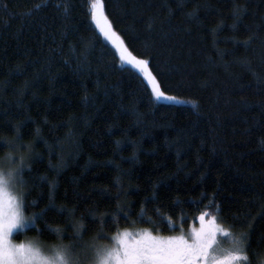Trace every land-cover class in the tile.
Masks as SVG:
<instances>
[{
	"label": "trees",
	"instance_id": "obj_1",
	"mask_svg": "<svg viewBox=\"0 0 264 264\" xmlns=\"http://www.w3.org/2000/svg\"><path fill=\"white\" fill-rule=\"evenodd\" d=\"M93 1L0 0V165L33 221L14 241L81 253L205 219L264 264V0H101L178 105L121 64Z\"/></svg>",
	"mask_w": 264,
	"mask_h": 264
},
{
	"label": "rangeland",
	"instance_id": "obj_2",
	"mask_svg": "<svg viewBox=\"0 0 264 264\" xmlns=\"http://www.w3.org/2000/svg\"><path fill=\"white\" fill-rule=\"evenodd\" d=\"M91 19L121 64L143 78L156 103L181 104L180 100L161 92L146 61L136 59L127 51L106 18L101 0L92 2ZM4 165L7 164L0 165V264H188L202 255H209L221 264L245 262L237 237L214 220L205 219L173 236L124 232L108 242L92 243L81 253L32 241L15 242L14 234L25 230L33 221L23 215L13 171L10 173Z\"/></svg>",
	"mask_w": 264,
	"mask_h": 264
},
{
	"label": "flooded vegetation",
	"instance_id": "obj_3",
	"mask_svg": "<svg viewBox=\"0 0 264 264\" xmlns=\"http://www.w3.org/2000/svg\"><path fill=\"white\" fill-rule=\"evenodd\" d=\"M188 264H221L218 261H213L209 255H202L197 257L194 261L188 262Z\"/></svg>",
	"mask_w": 264,
	"mask_h": 264
}]
</instances>
